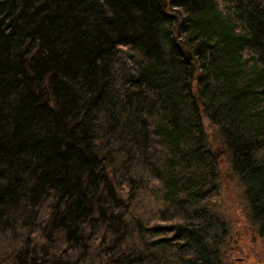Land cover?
Segmentation results:
<instances>
[{
	"label": "trees",
	"instance_id": "obj_1",
	"mask_svg": "<svg viewBox=\"0 0 264 264\" xmlns=\"http://www.w3.org/2000/svg\"><path fill=\"white\" fill-rule=\"evenodd\" d=\"M203 116L264 243V0H0V264H229Z\"/></svg>",
	"mask_w": 264,
	"mask_h": 264
},
{
	"label": "rangeland",
	"instance_id": "obj_2",
	"mask_svg": "<svg viewBox=\"0 0 264 264\" xmlns=\"http://www.w3.org/2000/svg\"><path fill=\"white\" fill-rule=\"evenodd\" d=\"M165 3L167 4V0ZM202 121L208 143L218 157L220 172V196H218L220 201H216L213 206L208 204V208L222 215L229 225L228 234L223 244L224 258L229 260L227 262L229 264H264V243L257 234L255 222L248 216L242 187L236 174L231 170L228 154L223 150L221 135L217 127L205 116L202 117ZM133 172L135 176H139L140 171L136 169ZM134 173L132 174L134 175ZM119 183L120 188L116 186L120 196L127 200L128 186L122 182V179ZM156 190H158V182L151 179V182H148V187L146 185L137 193V199L133 204L135 211H138L137 213H140V216L149 223L156 221L157 210L162 206L156 197Z\"/></svg>",
	"mask_w": 264,
	"mask_h": 264
},
{
	"label": "bare ground",
	"instance_id": "obj_3",
	"mask_svg": "<svg viewBox=\"0 0 264 264\" xmlns=\"http://www.w3.org/2000/svg\"><path fill=\"white\" fill-rule=\"evenodd\" d=\"M188 57L190 58V54H188ZM134 202L131 203V208L134 209L135 207L133 206ZM133 206V207H132Z\"/></svg>",
	"mask_w": 264,
	"mask_h": 264
},
{
	"label": "water",
	"instance_id": "obj_4",
	"mask_svg": "<svg viewBox=\"0 0 264 264\" xmlns=\"http://www.w3.org/2000/svg\"><path fill=\"white\" fill-rule=\"evenodd\" d=\"M162 3H163V5H165L166 3H165V0H162Z\"/></svg>",
	"mask_w": 264,
	"mask_h": 264
}]
</instances>
